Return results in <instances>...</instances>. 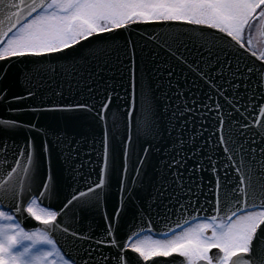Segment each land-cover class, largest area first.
<instances>
[{
    "label": "water",
    "instance_id": "95a60500",
    "mask_svg": "<svg viewBox=\"0 0 264 264\" xmlns=\"http://www.w3.org/2000/svg\"><path fill=\"white\" fill-rule=\"evenodd\" d=\"M2 3H16L20 8L12 10H21L32 0H2ZM6 15L0 4L4 28L8 26ZM260 36L264 42L261 30ZM219 37L225 34L204 26L139 22L94 35L63 52L10 58L11 63L0 61V70L7 69L6 75L0 76V89H7L5 98L10 101L0 100V120L18 122L14 128L0 124V144L6 146L0 147V185L15 184L20 192L15 205L0 199L2 209L11 211L24 229L47 232L76 264H82L86 249H97L94 241L105 238L109 226L115 238L133 240L146 232L165 237L205 216H223L224 211H216L214 202L223 196L225 184L231 187L238 180L240 173L235 166L247 159L248 154L240 153L231 140L221 144L219 137L227 140L231 136L243 143L255 136L257 143L251 147L257 149L259 157L264 139L256 134L264 117L255 113L240 115L247 106L251 88L238 90L240 95L234 101L240 109L237 112L223 96L190 72L183 61L199 62L203 68L209 57L215 63L219 56L221 62L230 61L233 69L239 64L242 72L251 77L247 82L252 88L257 75L247 73L246 68L254 67L258 73L264 62L246 48L239 52L230 49ZM170 69L175 70L173 77L167 75ZM176 85L184 92L183 97H178ZM29 91L35 95L29 96ZM142 93L151 97L158 131L148 139H137L134 129H126L124 122L130 105L134 115L139 110ZM209 95L213 96L212 101H208ZM227 95L232 97L231 90ZM109 96L111 103L102 113ZM217 101L222 105L219 110L215 108ZM201 103H209L211 107H200ZM77 104L88 107L75 108ZM185 104L193 111L181 115ZM221 117L225 120L223 128ZM253 118L256 124H252ZM245 123L251 126L240 135V125ZM225 147L229 152L225 153ZM24 150L33 153L35 169L28 164L26 155H18ZM229 155L234 159L229 161ZM209 156L218 164L215 173L210 170ZM173 159L182 160L183 166L172 165ZM201 159L205 169L192 174ZM10 167H15L16 172L10 173ZM24 168L37 180L27 191L28 174ZM177 170L183 174L185 186L192 189L189 194L192 203L184 208L170 196ZM102 176L104 186L96 188ZM44 183L49 189L55 188L59 195H50L43 188ZM89 188L94 191L89 192ZM39 192L45 195L40 196ZM80 192L85 195L80 196ZM73 195L77 199L64 208ZM33 198L44 208L57 211L55 227L41 224L26 212L25 207ZM15 207L22 211H14ZM227 207L235 205L229 203ZM220 208H225L223 201ZM149 219L153 221L151 225ZM65 228L69 229L67 233ZM72 232L92 239L73 237ZM99 251L114 249L101 247Z\"/></svg>",
    "mask_w": 264,
    "mask_h": 264
},
{
    "label": "snow or ice",
    "instance_id": "6c2138e0",
    "mask_svg": "<svg viewBox=\"0 0 264 264\" xmlns=\"http://www.w3.org/2000/svg\"><path fill=\"white\" fill-rule=\"evenodd\" d=\"M0 4L7 12L8 22L7 28H4L3 21H0V61L8 60L9 63H11L10 58L39 57L44 54L63 52L72 49L81 41H87L94 35L111 33L115 29L126 28L130 24L139 22H182L215 29L225 34V37L218 39L225 41V46L236 52L245 48L246 43L248 47H251V40L247 42L244 40L246 28L251 29L255 23H259L260 30L264 33V0H32L30 5L21 10H12L20 8V5L16 3L3 4L0 0ZM10 33L11 36H9ZM5 37H8L6 41ZM215 59L216 62L213 63L212 58L209 57L203 68L199 62L188 63L186 60L183 62L190 72L223 96L237 112L240 109L236 107L234 101L240 95L238 90L241 87L251 88V94L247 95V106L240 115L255 113L264 117V92L261 91L264 89V65L258 73L254 67L246 68L247 73L257 75L255 88H252V85L247 82L251 77L242 72L239 64L233 69L230 61L221 62L219 56ZM261 59H264V53L261 54ZM6 72V68L0 70V76L6 75ZM167 75L173 77L175 70H168ZM176 87L178 97H183L184 92L179 90V85ZM230 90L231 98L227 95ZM6 93L7 89H0V100L10 103L5 98ZM28 95L33 96L35 93L29 91ZM142 97L140 108L135 115L133 107L129 106L124 122L126 129H134L137 139L141 137L148 139L158 134L155 109L150 95L142 93ZM20 99L23 97H12V100ZM207 99L212 101L213 96L209 95ZM240 99L243 100L244 97L241 96ZM110 103L109 96L102 107V113L108 109ZM192 103L195 104L196 101L193 100ZM199 106L211 107L209 103H201ZM74 107L87 108L88 105L77 104ZM177 107L180 106L177 105ZM221 107L222 105L217 101L215 108L219 110ZM9 110L20 111V109ZM191 111L193 109L185 104L181 115ZM101 119H103L102 114ZM224 123L225 120L221 117V128ZM256 123L257 121L253 118L252 124ZM0 124L9 128L18 126L16 121L0 120ZM250 126L247 123L241 124L240 135H244L243 129ZM260 129L256 135L264 139V121L260 122ZM228 140L237 145L240 153H247L248 156L235 166L236 171L240 173L238 180L231 187L225 184L223 196L218 197L214 202L216 211H224L223 216L210 218L205 216L201 219L207 222L189 226L179 233L174 232L168 239L147 238L135 241H132L130 237L117 239L113 235L112 227L109 226L107 236L94 241L98 246L97 249L85 250L82 264H142L147 261H151V264H177V258H182L179 264H264V227H261L264 226V148L260 149V156L257 157V149L251 147L257 143L255 136L243 143L231 136L227 140L224 136L219 137L221 144H227ZM245 143L248 147H245ZM0 147L6 146L0 144ZM144 151L147 153L148 149L145 148ZM224 151L227 153L229 149L225 147ZM18 155H26L28 164L32 165L33 169L36 168L32 152L24 150ZM195 155L196 153L193 152V156ZM227 159L231 161L234 157L229 155ZM207 160L210 170L215 173L218 164L211 156L207 157ZM14 163L18 164V161ZM172 165L183 166V161L173 159ZM204 169V161L201 159L197 161L191 172L195 174L196 170ZM8 171L16 172V168L10 167ZM23 171L28 174L27 191L36 185L37 180L28 168H24ZM23 184L24 181H21L22 186ZM173 184L175 188L170 196L181 208L190 205L192 195L189 194H192V189L185 186L183 174L178 170L174 174ZM42 186L49 191L50 195H59L55 188L49 189L47 183ZM103 186L102 176L95 187ZM219 186L220 180L217 179V187ZM88 191L92 192L94 189L89 188ZM38 194L45 195L44 192ZM19 195L20 192L15 184L0 185V199L11 201L12 205H15ZM84 195V192H80V196ZM182 198L184 202H181ZM76 199L77 196L73 195L67 200L64 208ZM222 201L225 204L224 209L220 208ZM229 203H233L235 207L228 208ZM14 211L21 212L22 209L15 207ZM26 212L41 224H53L55 227L57 211L38 208L35 199L27 205ZM116 215L119 216V210ZM0 219L7 221V223H0V264H57L55 259L57 245L47 232H25L16 223L14 216L5 210H0ZM148 223L151 225L153 221L149 219ZM64 231L67 233L69 229L65 228ZM71 235L80 239H92L77 232H72ZM101 247L114 249V251L102 252L99 251ZM157 257L172 259H154ZM69 259L71 264H76L74 259L71 257ZM64 264H69V260H65Z\"/></svg>",
    "mask_w": 264,
    "mask_h": 264
},
{
    "label": "flooded vegetation",
    "instance_id": "af4514ba",
    "mask_svg": "<svg viewBox=\"0 0 264 264\" xmlns=\"http://www.w3.org/2000/svg\"><path fill=\"white\" fill-rule=\"evenodd\" d=\"M259 11V10H258ZM258 24V26H257V36H256V34L254 35L255 36V42H254V45H253V48H251V51L253 52V53H255L257 56H259L260 58H261V54L262 53H264V42H263V40H262V38H261V36H260V24L259 23H255L254 25H257ZM254 27V26H253ZM252 30V29H251ZM249 34H250V32H249ZM260 43V45L258 44V43ZM264 60V59H263ZM201 222H207V221H205V220H203V219H201V220H197V221H195V222H193V223H191V224H189L188 226H186L185 228H183V229H186V228H188L189 226H194L195 224H197V223H201ZM183 229H181L180 231H182ZM180 231H178V232H176V233H179ZM147 236H150V237H152V238H154V240H156L157 238H155V237H153V236H151V235H146V236H143V237H141V238H139V239H143V238H145V237H147ZM172 237V235L171 236H169V237H167V238H164V239H168V238H171ZM214 252L216 251V250H213ZM60 255V254H59ZM175 255V254H174ZM60 257L65 261V259L60 255ZM182 258H177V264H179V261L181 260ZM70 264V263H69Z\"/></svg>",
    "mask_w": 264,
    "mask_h": 264
},
{
    "label": "rangeland",
    "instance_id": "374dc122",
    "mask_svg": "<svg viewBox=\"0 0 264 264\" xmlns=\"http://www.w3.org/2000/svg\"><path fill=\"white\" fill-rule=\"evenodd\" d=\"M253 26L254 27L251 28L252 30L249 29V28H246L245 29V32H244V40H245V42H247L249 40H251V42H252L251 47H249L250 49L253 48V45H254V42H255V36L254 35L256 34V36H257V26H258V24L257 25H253ZM249 32H250V34H249ZM258 44L260 45V43H258ZM246 45H247V43H246ZM0 223H7V221H4V220L0 219ZM36 231H41V230L36 229V230H32L30 232H36ZM147 238H150V239H153L154 240V238H152L150 236H147V237H145L143 239H147ZM55 259L57 261V264H64V260L60 257V255L58 253V250H57V255L55 256Z\"/></svg>",
    "mask_w": 264,
    "mask_h": 264
}]
</instances>
